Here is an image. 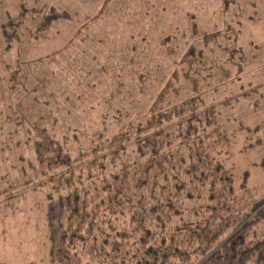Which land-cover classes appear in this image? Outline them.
I'll return each instance as SVG.
<instances>
[{"label": "rangeland", "instance_id": "obj_1", "mask_svg": "<svg viewBox=\"0 0 264 264\" xmlns=\"http://www.w3.org/2000/svg\"><path fill=\"white\" fill-rule=\"evenodd\" d=\"M104 1L0 0V26L22 4L59 13L44 33L29 35L35 21L28 18L12 49L0 29V261L7 264H52L46 181L60 170L39 174L33 124L55 132L76 157L151 116L176 68L183 95L195 93V79L204 104L239 127L223 158L239 181L248 169V183L264 195V0H110L97 22L83 26ZM218 30L201 60L181 64L191 45L203 47ZM257 124L249 134L246 126Z\"/></svg>", "mask_w": 264, "mask_h": 264}, {"label": "trees", "instance_id": "obj_2", "mask_svg": "<svg viewBox=\"0 0 264 264\" xmlns=\"http://www.w3.org/2000/svg\"><path fill=\"white\" fill-rule=\"evenodd\" d=\"M104 3L83 26L104 15L110 0ZM36 5L22 4L1 24L7 49L22 41L28 18L35 21L30 35L44 33L59 15ZM221 33H207L203 47L191 45L181 64L201 60L202 48ZM179 78L176 68L145 121L124 124L76 157L55 132L33 124L39 174L60 170L46 181L52 264H264V195L248 183V169L239 181L223 158L239 127L230 129L221 109L204 104L195 79V93L183 95ZM261 126L246 130L257 134ZM229 149L227 156L235 153Z\"/></svg>", "mask_w": 264, "mask_h": 264}, {"label": "crops", "instance_id": "obj_3", "mask_svg": "<svg viewBox=\"0 0 264 264\" xmlns=\"http://www.w3.org/2000/svg\"><path fill=\"white\" fill-rule=\"evenodd\" d=\"M0 264H7L6 262L0 261Z\"/></svg>", "mask_w": 264, "mask_h": 264}]
</instances>
